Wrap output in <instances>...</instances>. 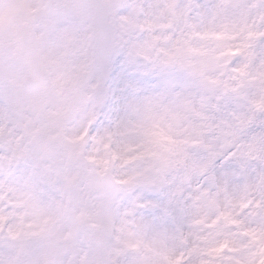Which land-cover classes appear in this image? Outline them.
Masks as SVG:
<instances>
[{
  "label": "snow or ice",
  "instance_id": "6c2138e0",
  "mask_svg": "<svg viewBox=\"0 0 264 264\" xmlns=\"http://www.w3.org/2000/svg\"><path fill=\"white\" fill-rule=\"evenodd\" d=\"M215 110L253 135L195 195L137 172L132 199L86 154L90 138L112 161L167 166L178 132ZM262 147L264 0L0 5V264H264Z\"/></svg>",
  "mask_w": 264,
  "mask_h": 264
},
{
  "label": "clouds",
  "instance_id": "9594fccd",
  "mask_svg": "<svg viewBox=\"0 0 264 264\" xmlns=\"http://www.w3.org/2000/svg\"><path fill=\"white\" fill-rule=\"evenodd\" d=\"M0 5L6 7L7 0H0ZM54 106L55 102L49 105V108ZM32 119L41 128L43 135L57 130V127L50 125L44 113L33 114ZM60 126L64 127L66 132H71L75 127L73 118L70 117ZM244 135L245 129L237 122L236 116L215 110L207 111L203 117L193 118L189 127L178 132L177 138L186 142L164 152L167 166H162L159 160L136 161L128 164H125L123 159L112 161L110 153H107L102 146L96 150L97 146L90 138L86 144V154L97 157L107 156L110 160L113 187L118 191H126L132 199L139 197L144 187L140 183L141 178L134 175L137 172L142 176L162 177L163 187L170 192L175 193L179 189L185 195H195L203 186H208L212 178L219 180L226 168L245 159L244 153L253 134H249L247 138H244ZM260 154L264 155V147L261 148ZM129 176H134L136 182L116 183L117 180L127 181ZM5 181L6 177L0 180V183ZM11 195L10 191L0 189V200L5 204ZM18 210L23 211V209Z\"/></svg>",
  "mask_w": 264,
  "mask_h": 264
}]
</instances>
